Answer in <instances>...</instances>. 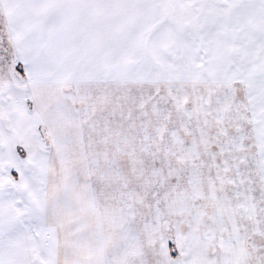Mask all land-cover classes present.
Returning <instances> with one entry per match:
<instances>
[{
    "label": "snow or ice",
    "instance_id": "6c2138e0",
    "mask_svg": "<svg viewBox=\"0 0 264 264\" xmlns=\"http://www.w3.org/2000/svg\"><path fill=\"white\" fill-rule=\"evenodd\" d=\"M0 264H264V0H0Z\"/></svg>",
    "mask_w": 264,
    "mask_h": 264
}]
</instances>
